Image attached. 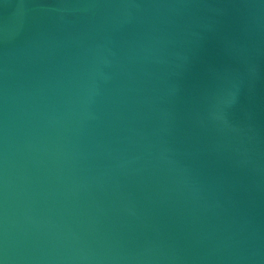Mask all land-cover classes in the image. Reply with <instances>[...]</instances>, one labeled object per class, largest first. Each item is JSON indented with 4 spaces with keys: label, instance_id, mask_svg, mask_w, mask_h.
<instances>
[{
    "label": "water",
    "instance_id": "95a60500",
    "mask_svg": "<svg viewBox=\"0 0 264 264\" xmlns=\"http://www.w3.org/2000/svg\"><path fill=\"white\" fill-rule=\"evenodd\" d=\"M0 264H264V0H0Z\"/></svg>",
    "mask_w": 264,
    "mask_h": 264
}]
</instances>
